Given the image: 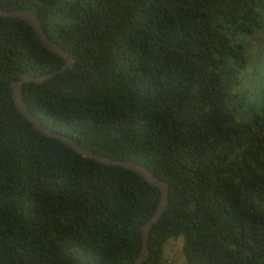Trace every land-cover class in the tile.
<instances>
[{"label": "trees", "instance_id": "trees-1", "mask_svg": "<svg viewBox=\"0 0 264 264\" xmlns=\"http://www.w3.org/2000/svg\"><path fill=\"white\" fill-rule=\"evenodd\" d=\"M74 60L21 95L46 128L169 186L149 257L264 264V0H0ZM64 60L0 18V264H133L159 190L37 133L11 84Z\"/></svg>", "mask_w": 264, "mask_h": 264}, {"label": "water", "instance_id": "water-1", "mask_svg": "<svg viewBox=\"0 0 264 264\" xmlns=\"http://www.w3.org/2000/svg\"><path fill=\"white\" fill-rule=\"evenodd\" d=\"M0 18H10V19H17L26 23L30 28L34 31L38 42L41 44L43 48H45L49 53L61 57L64 60V63L61 68L48 73L42 76H31L28 74L23 73L20 76V79L17 81L12 82L11 84V92H12V100L17 109V111L31 124L33 129L47 137L54 139L66 147H68L73 152L81 155L84 158L93 160L97 163L108 165V166H118L124 169H127L131 172L138 174L143 181L149 184L152 187H155L159 190V203L157 209L153 216L148 220L146 224L141 227V251L138 258L134 261L133 264H143L147 258L149 257V251L147 247L148 242V234L149 230L158 222L162 214L164 213L166 206L169 200V186L166 182H163L152 175L145 167L139 165L132 161H122V160H113L104 156H100L95 154L85 148H83L79 143L74 141L68 136H64L62 134L56 133L48 128H46L35 116H33L26 108L22 95L21 90L22 86L27 83H44L47 80L55 77L56 75L61 74L67 69H70L74 63L73 58L62 48L52 42L49 37L45 34L41 24L39 23L38 19L35 17L33 13L28 10H6L0 8Z\"/></svg>", "mask_w": 264, "mask_h": 264}, {"label": "rangeland", "instance_id": "rangeland-1", "mask_svg": "<svg viewBox=\"0 0 264 264\" xmlns=\"http://www.w3.org/2000/svg\"><path fill=\"white\" fill-rule=\"evenodd\" d=\"M264 47V36L254 40L252 43V52H256ZM264 51V50H263ZM259 61L255 65L260 73L264 74V52L259 56ZM182 237L169 240L164 245V264H186L182 255Z\"/></svg>", "mask_w": 264, "mask_h": 264}]
</instances>
